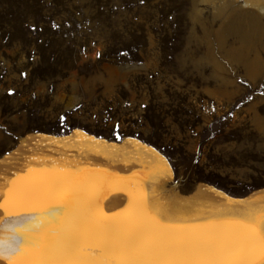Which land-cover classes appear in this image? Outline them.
I'll return each mask as SVG.
<instances>
[{
	"label": "rangeland",
	"instance_id": "obj_1",
	"mask_svg": "<svg viewBox=\"0 0 264 264\" xmlns=\"http://www.w3.org/2000/svg\"><path fill=\"white\" fill-rule=\"evenodd\" d=\"M218 0H0V157L80 129L154 147L188 194L264 188V29Z\"/></svg>",
	"mask_w": 264,
	"mask_h": 264
},
{
	"label": "bare ground",
	"instance_id": "obj_2",
	"mask_svg": "<svg viewBox=\"0 0 264 264\" xmlns=\"http://www.w3.org/2000/svg\"><path fill=\"white\" fill-rule=\"evenodd\" d=\"M233 1L264 29V0ZM172 178L167 159L134 137L26 134L0 157V264L246 260L253 227L264 230V188L232 197L198 182L182 194Z\"/></svg>",
	"mask_w": 264,
	"mask_h": 264
},
{
	"label": "snow or ice",
	"instance_id": "obj_3",
	"mask_svg": "<svg viewBox=\"0 0 264 264\" xmlns=\"http://www.w3.org/2000/svg\"><path fill=\"white\" fill-rule=\"evenodd\" d=\"M14 183V181L10 182ZM264 215V213H262ZM253 231L257 232L258 243L251 245L247 250V259L240 264H264V230H257L253 227ZM40 253L46 251L40 249Z\"/></svg>",
	"mask_w": 264,
	"mask_h": 264
}]
</instances>
